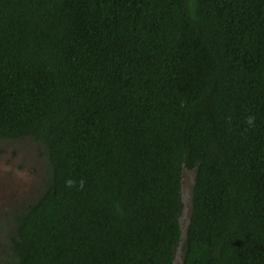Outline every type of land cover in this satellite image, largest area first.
<instances>
[{
	"label": "trees",
	"instance_id": "trees-1",
	"mask_svg": "<svg viewBox=\"0 0 264 264\" xmlns=\"http://www.w3.org/2000/svg\"><path fill=\"white\" fill-rule=\"evenodd\" d=\"M23 138L46 180L0 264H264V0H0Z\"/></svg>",
	"mask_w": 264,
	"mask_h": 264
},
{
	"label": "rangeland",
	"instance_id": "rangeland-1",
	"mask_svg": "<svg viewBox=\"0 0 264 264\" xmlns=\"http://www.w3.org/2000/svg\"><path fill=\"white\" fill-rule=\"evenodd\" d=\"M45 164L33 139L0 140V187L4 189L0 195L1 222L8 213L22 210L37 198L45 185ZM190 178L189 173L182 174V219L189 211Z\"/></svg>",
	"mask_w": 264,
	"mask_h": 264
},
{
	"label": "water",
	"instance_id": "water-1",
	"mask_svg": "<svg viewBox=\"0 0 264 264\" xmlns=\"http://www.w3.org/2000/svg\"><path fill=\"white\" fill-rule=\"evenodd\" d=\"M184 235H185V232H184V228L182 229V236L184 237ZM177 253L179 252V247L177 248V251H176ZM176 261H178V264H180V261H179V257H178V255H176L175 256V259H174V264L176 263Z\"/></svg>",
	"mask_w": 264,
	"mask_h": 264
},
{
	"label": "flooded vegetation",
	"instance_id": "flooded-vegetation-1",
	"mask_svg": "<svg viewBox=\"0 0 264 264\" xmlns=\"http://www.w3.org/2000/svg\"><path fill=\"white\" fill-rule=\"evenodd\" d=\"M21 187H23V186H21ZM3 190H4V189H3L2 187H0V195L2 194ZM26 205H27V204H26ZM26 205H25V206H26Z\"/></svg>",
	"mask_w": 264,
	"mask_h": 264
}]
</instances>
